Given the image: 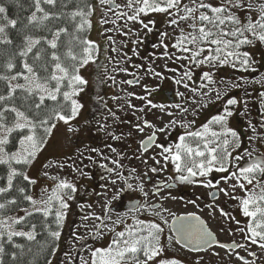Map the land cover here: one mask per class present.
I'll return each mask as SVG.
<instances>
[{"label": "snow or ice", "instance_id": "6c2138e0", "mask_svg": "<svg viewBox=\"0 0 264 264\" xmlns=\"http://www.w3.org/2000/svg\"><path fill=\"white\" fill-rule=\"evenodd\" d=\"M98 2L105 13L112 12L113 8L127 9L128 11H120L114 15L118 18H126L127 21H139L149 31H151L149 25L155 22L150 20L145 24L141 20V16L148 13L167 15L168 24L177 28L181 22L190 21L188 28L191 31L185 32L184 29H180V35L172 47L187 54L177 59L188 60L196 66L231 65L236 68L239 65L240 69L247 71L255 60L250 51H241L242 47L254 48L258 44L264 45V0H222L219 4H214L211 0H190L188 4H183L182 0H126L124 5L115 4V0H98ZM32 3L34 10L26 18L27 23L21 29L22 41L14 48L8 47L12 46L14 41L9 37L7 30L9 27L15 29L18 21L10 19L8 9L0 4V20L4 21L0 23V45L4 46L0 47V82L4 86V90L0 91V166L6 169V177H0L5 181L4 186H0V197L7 196L14 190L31 207V210L21 209L23 215H8L6 214L8 211L18 206L17 197L11 196L0 202V264H19L20 258L26 254L33 255L30 264H34L35 257L49 243L55 245L61 236L58 229L63 224L65 210L69 207L68 201L74 199L76 185L66 178L49 177L48 172L44 171L43 175L55 183L51 189H43L40 197L35 198L28 194L26 187L17 186L15 182L20 178L31 185L37 183L30 176L28 168L46 150L60 123L68 126L69 133L80 130L72 126V122L81 115L85 107L80 97L88 80L82 75L81 70L94 60L95 54L99 51L97 43L87 35L92 27L91 17L95 11V6L90 0H32ZM70 5L74 7L70 8ZM57 8L59 10H55ZM107 22V20L101 21V23ZM31 28L44 29L47 34L32 35ZM167 35V32L161 33V36ZM108 40H111V37H108ZM164 47L168 46L165 44ZM206 50L207 55H203ZM164 55L169 54L165 52ZM150 70L154 76H161V73L154 69ZM191 79V71L185 70L175 83L177 85L183 83L184 87L188 88L185 81ZM202 79L214 82L210 71L203 72ZM137 82L128 80L122 83ZM261 82H264V77L257 81V83ZM237 86L233 85V87ZM191 91L196 92L197 89L192 88ZM148 95L150 96L151 92ZM176 95L183 97L184 93L177 91ZM261 95L264 96V93ZM216 98H221L219 90ZM137 99L146 100L150 109H158L168 116L174 115L167 111L168 108L179 109L182 113L188 112V109L179 103L156 104L146 96ZM239 103L241 101L236 98L227 99L223 111L213 115L198 130L186 131L178 137V142L175 144L165 146L160 143L155 144V147L161 149L159 156L164 161V166L166 167L169 162L173 165L177 174L175 179L180 182L200 183L208 188H215L222 181L228 184L229 181L234 180L231 189L235 190L239 187L246 192V195L242 198H233L238 199L243 216L248 218L245 227L238 228L237 231L242 234L246 242L258 245L264 250V153L253 155V152L245 149L244 155L248 157L245 166L238 167L235 171H230L229 167L232 159L237 161L244 159V155L233 157V152L230 151V148L241 147L239 133L230 126V118L234 113L229 107ZM129 106L132 107L131 104ZM244 106L247 108L246 101ZM139 111L143 113L145 108H140ZM112 115L115 116L114 113ZM137 119L141 118L137 117ZM177 122L169 120L163 127H157L148 119H143L142 123L134 125L139 132H144L145 128L154 129L146 141H141L143 151L147 152L155 143L157 133L166 134L167 129ZM88 123L90 122L85 121V124ZM160 123H164L162 117ZM193 123L195 121H189L187 124L182 123L181 126L189 128ZM261 127L264 128V124ZM102 128L106 129L107 125ZM131 134L128 133L129 136ZM109 135L113 140L123 139V134L118 136L109 133ZM108 147L112 152H116L111 145ZM87 151L103 155L95 148ZM80 155L83 156V153ZM88 159L91 161L92 157L89 156ZM152 159L157 165L161 163V160L156 159L155 156ZM112 163L118 165L119 161L113 160ZM51 166L49 163L44 165V168ZM58 167L63 168L64 164L61 163ZM72 167L81 176L88 175L74 164ZM101 167L108 173L115 174L117 179L123 180L127 188H132V184L127 182L128 177L121 172L106 164H102ZM131 171L135 172L136 169ZM150 171L156 173L161 169L152 167ZM214 171L225 174L215 183L208 179ZM196 177L202 179L196 181L194 179ZM112 183L115 184L116 180H112ZM165 187L171 188L172 185L168 184ZM138 189L148 197L149 193L144 191L143 183L138 185ZM219 191L230 195L226 188H219ZM159 192L160 188L155 187V193ZM140 207L151 212L154 217H158L160 222L155 220L146 222L133 216V223L127 224L117 217L113 224L123 225V230L108 228V231L113 233V238L107 247L92 251L91 264H183L179 258H165L162 255L166 252L163 238L164 226L169 224L164 216L167 209L159 204L147 203ZM209 207L213 208V205ZM219 211L227 219H236L222 208ZM34 213L42 214L44 218L54 214L57 226L53 229L51 224L43 223L42 227L47 230L51 240L40 244L35 253L31 246L15 241L17 237L24 238L28 242L37 241V224L28 222V218ZM168 215L173 217L168 231L175 232V244H183L185 248L197 253L212 250L215 246L227 250L226 254L235 255L244 264H255L254 261H248L240 255L239 250L245 249L246 244L237 241L221 242L207 223L195 213L175 216L169 212ZM108 219L111 217L109 216ZM236 223L239 224V221ZM98 227L107 228V225L101 220ZM97 235L103 233L98 232ZM166 239L167 247H172L173 236L169 234ZM9 245L13 249L10 252L7 250ZM51 250L54 253L55 247ZM214 254L219 255L218 252ZM249 255L255 257L256 252H250ZM6 256L10 257L9 262H6ZM48 264H51V261ZM196 264L201 262L198 260Z\"/></svg>", "mask_w": 264, "mask_h": 264}, {"label": "rangeland", "instance_id": "374dc122", "mask_svg": "<svg viewBox=\"0 0 264 264\" xmlns=\"http://www.w3.org/2000/svg\"><path fill=\"white\" fill-rule=\"evenodd\" d=\"M116 2L119 5H124L126 0H116ZM211 2L219 4L222 0H211ZM91 3L95 6V11L94 15L91 17L92 27L88 37L97 43L99 49L102 48L105 51L102 57L99 55L98 51L95 54L94 60L81 70L82 75L88 80V84L85 86V90L80 97L81 103H83L85 107L82 109L81 115L73 122L79 120H82L81 122L88 121L86 115L90 114V121H93L92 124L96 127L94 130H100L102 134L99 135L98 142L95 136L89 135L88 130L90 129L87 128V124H82L81 127H83V129L79 128L80 130L78 132L69 133L67 132L68 126L60 123L58 130L55 131L54 136L50 139V143L46 150L43 151L37 161L28 168L30 176L37 181L35 185H31V195L35 198H39L43 189H51L53 187L55 181L45 177L43 175L44 171L48 172L49 177L59 176L72 182L78 180L81 175L74 171L72 165H70L73 163L71 161L74 159V155H76L77 158H83L82 160L86 163L98 162V164L102 165L111 164V160L117 159L119 153L122 155L121 162L126 163L129 167H127L126 172L130 175V179H132L135 184L142 181L145 192H148L150 195L153 192L150 184L145 182L146 175L151 176L152 179L166 175L165 180H167L169 174L162 169L161 163L157 165L152 159L153 156H155L156 159H160L159 153L161 150L159 148L154 147L148 153H140L139 141L144 138L147 130L145 128L144 132H139L135 129L134 125L142 123L143 119H148L157 127H163L169 120H176L180 128H185L182 127L181 124H187L189 121H193L198 114L204 111L205 104H211V106L206 107L207 110L205 114L213 116L223 111L227 99L229 98H236L241 101L238 105L229 106L234 113L230 118V126L235 128L241 139V147L239 149L230 148V151L233 152V157L237 156L238 153L244 155L245 149L253 152V155L264 153V128L261 127V125L264 124V108L262 106L264 102L255 90L258 85V80L254 79L252 82L254 84L243 85L241 83L242 80L233 78L232 76L231 78H233L234 81H229L230 77L228 72L230 68L228 65H219L217 67H211L208 64L201 67L194 65L195 69L198 68L203 72L210 71L211 73L217 72L222 74L224 76L223 81H215L209 84V89L212 91L209 96L205 97V100L194 92L182 89L181 92L186 93L188 98L185 101L180 98L178 103L181 104L182 107L188 109L187 113H182L179 109L168 108V112L174 113V115L168 116L161 113L158 109H150L149 106H147L146 100L137 99V97L148 96L149 98L148 93L151 92V97L153 93L157 92L161 81H163V83H169L171 78L178 77L172 70H175L178 64H185L184 59H177V57L184 56V54L181 55L178 49L172 47V44H174L179 37L180 29H187L189 31H191V29L183 25H179V28L171 26L168 24V21L162 25L161 21L164 19L163 14L157 16L156 19H151V21L155 23L149 25L151 28V31H149L144 28L139 21L132 22L127 21L126 18H110V13L106 14V16H101L103 7L99 5L98 0H92ZM121 10L128 11L125 8H121ZM148 14L153 16L152 13ZM144 17H146V15H142L141 20L144 21ZM148 17L150 16L148 15L147 18ZM167 19H169V17ZM102 20H107L108 25L101 23ZM113 20L115 21L114 24L112 23ZM148 22L149 20L144 23L147 24ZM162 32H167L168 35L161 36ZM157 36L159 37L157 38ZM108 37H111V40H108ZM162 44H166L169 48L164 49ZM166 50L169 56L164 57V54L161 52ZM247 51L252 53L255 64L257 63L256 66L264 64V45L258 44L254 48L248 46ZM203 55H207V50ZM150 69H154L156 72L161 73V76H154ZM226 75L228 80H226ZM164 76H167V78ZM135 78L139 79L135 84L122 83L123 81ZM233 85L238 86L233 87ZM145 86L147 87L145 88ZM251 86H255L254 90H251ZM153 89L155 90L153 91ZM217 90H219L220 96H222V101L220 103V99L216 98ZM224 92L228 95L223 96L222 94H224ZM130 93L132 95H129ZM245 101L247 102V108L244 106ZM217 102L221 105L218 106L220 108L222 107V110L216 107ZM130 104L132 107L129 106ZM140 108H145V112H140ZM112 113H114L115 116H113ZM102 114L106 117L101 118L100 116H102ZM124 117L125 120L128 121L126 126L119 125V122H115L116 119L123 121ZM137 117L141 119L138 120ZM161 117L163 118V124L160 123ZM104 125H107L106 129L102 128ZM174 127H176V125H174ZM168 129L167 132H169ZM216 130H218V128ZM123 131L128 133L131 132L132 134L129 136L128 133L127 135L121 133ZM109 133H115V135L118 136L123 134V139L113 140ZM165 136L166 134L161 133L159 141L162 142ZM127 143L129 144L125 145ZM78 145L81 147L77 148ZM109 145L116 149L115 153L111 151L108 147ZM91 148L98 149L103 155L87 151V149ZM81 153H83V156L80 155ZM64 154H67V156H63ZM89 156L92 157L91 161L88 159ZM247 160L248 157L244 155V159L242 160L237 161L232 159L231 161L243 162L242 166H245ZM49 163H51L52 166L45 169L44 165ZM61 163L64 164L63 168L58 167ZM111 166L114 168L113 165ZM152 167L160 168L161 171L153 173L150 171ZM132 169H136V171L132 172ZM112 174L113 173H108L107 177L112 179ZM234 183L235 181L231 180L228 184L221 182L220 185L216 186L217 188H226L230 195H225L221 192L220 197L214 204L208 203V193L211 188L203 185L191 186V193L189 195H187V193L184 195L181 194L180 190H162L158 194H154V199L159 200L162 199L161 197H164L162 199L163 208L167 209L164 216L168 221L172 218V216L168 215L169 212L175 216L188 212L197 213L206 221L208 227L218 238L221 240H229L232 238L237 241L243 240L246 244L244 254L247 255L248 252L253 251L256 252L259 258L262 256L263 251L259 247L251 245L250 242H246L242 234L237 231L240 227L235 224L233 220L227 219L220 214L219 209L221 208L228 213L233 210V207L236 206V199L233 197L239 196V198H242L246 195V192L239 187L232 190L230 186ZM185 185L186 184L183 186ZM225 196H227L228 199H225ZM172 197H175V199ZM190 201H195V203H190ZM68 203L69 207L65 211L66 217L69 218L70 214H72L73 201ZM209 205H213V208H210ZM28 209L31 210V207H28ZM13 215H23V211H19ZM244 219H246V217H244ZM245 225L246 221L244 223V226ZM164 227L165 232L168 233L169 224ZM221 229H223V231H221ZM229 229H231V231H229ZM180 255L186 259L189 257H185L182 253H180ZM188 260H193L194 264H196L198 260L201 264H239L232 254L225 255L222 251L219 252V255L215 256L211 255L209 252H204L194 257L190 256Z\"/></svg>", "mask_w": 264, "mask_h": 264}, {"label": "flooded vegetation", "instance_id": "af4514ba", "mask_svg": "<svg viewBox=\"0 0 264 264\" xmlns=\"http://www.w3.org/2000/svg\"><path fill=\"white\" fill-rule=\"evenodd\" d=\"M183 4H188L190 3V0H182ZM115 4H118L115 0ZM102 15L101 16H106V14L110 13L111 16L110 18L117 19V15H114V13H118L121 10V8H113L112 12H107L105 13L104 10L102 9ZM153 16L150 14H147L145 20L143 22H147V20H151L152 18H157V16L163 15L162 13H152ZM94 15V14H93ZM150 16L147 18V16ZM168 16L164 14V19L161 21V24L163 25L168 21ZM114 21V20H113ZM113 23V22H112ZM189 22H181L180 25L183 26H188ZM104 25L107 23H103ZM114 24V23H113ZM107 30V29H105ZM185 32H188L189 30L184 29ZM157 32V30H156ZM91 34V32H90ZM157 34V33H156ZM159 36H157L158 38ZM145 40V38H144ZM173 45V44H172ZM162 47L164 49H168L169 47L165 48L164 45L162 44ZM105 50L100 48L99 49V55L102 57V54ZM180 51V50H179ZM168 51H164L161 53H165ZM181 55L184 54L187 55L186 53L181 52ZM169 54V53H168ZM169 56V55H168ZM164 57H166L164 55ZM177 68L174 70V73L178 76L177 78H171L169 83H163V81L160 82L159 84V89L157 92L153 93L152 96L148 98L151 99L153 103L156 104H177L179 99L182 98L183 101H185L188 96L186 93H184L183 97L177 96L176 92L181 90H188L189 92H192V88H196L197 91L194 92L196 95H199L200 98H203L205 100V97L209 96L211 93V89H209V84L210 82H206L202 77L197 75V71L199 74L203 75V71L194 68V64L189 63L188 60H185V64H178L176 65ZM203 66V65H202ZM201 67V66H197ZM185 70H190L192 73V79L191 80H186L185 83L188 84V88H185L183 83L180 85H177L175 83L176 79L180 78ZM205 72V71H204ZM167 78V76H164ZM130 80H136L139 81L138 78L135 79H130ZM135 84V83H133ZM203 85V87H202ZM147 86H145L146 88ZM223 96H226V94H222ZM222 97V96H221ZM222 101V98H220L219 103ZM220 104H216V107L218 108ZM211 106L209 103L208 105L205 104V109L202 111L200 114L196 116V118L193 120L195 123L191 124L189 128H180L178 123H176V127H171L168 129L169 132L166 133V136L162 142L159 141V137L161 133H157L156 138H155V143L154 145L148 149L147 152L143 151L141 148V141L152 134L154 129L152 128H146L147 133L145 134L144 138L139 141V151L140 153H148L151 151L154 147L155 144H160L163 143L165 146L169 144H175L178 142V137L182 134H184L186 131H196V129H199L202 124L206 123L209 119H211L210 114H205L206 112V107ZM211 108V107H210ZM209 108V109H210ZM222 108V107H221ZM219 107V109H221ZM222 110V109H221ZM111 112V111H109ZM88 121L90 123L87 124V128H89V135L90 136H95L96 139H98L99 142V135L102 134V132L94 130L96 127L93 125V121L91 120L90 114L86 115ZM101 118L106 117L104 114L100 116ZM99 118V116H98ZM197 119V120H196ZM82 120H79L77 122H72V126L76 128H82V124L86 125L85 122H81ZM150 121V120H149ZM115 122H119V125H125L128 124V121L125 120V117L123 118V121H119L118 119L115 120ZM151 122V121H150ZM122 131V130H121ZM95 133V134H94ZM123 134H126L128 132H121ZM174 133V134H173ZM115 134V133H114ZM129 137V136H128ZM94 138V137H93ZM102 138V137H100ZM129 143L125 144L128 145ZM81 147L80 145L77 146V148ZM161 150V149H160ZM70 154V153H69ZM67 156V154H64L63 156ZM72 155V154H71ZM238 155H241L238 153ZM70 156V155H69ZM74 159L71 161L73 162L70 165H75L78 168L83 169L88 173L87 176H80L78 180H74L73 183L76 185L77 191L73 193L74 199L70 200L73 201V206L70 214V217H66V211H65V216L63 220L62 226H60L59 231L61 232V236L59 240L57 241V245L55 248V252L52 254L51 258L49 261H51V264H91V253L94 251L96 248H101V247H107V245L111 242V239L113 238V233L108 231V228L115 227L117 231L123 230V225H114L113 221L117 219V217H120L123 219L127 224H132V217L136 216L138 219H143L146 222L148 221H153L155 220L158 222V217H154L151 212L145 210L144 208L140 207L144 205L145 203L147 204H159L163 206V198L162 199H154V193H155V187L160 188V192L162 190H180L181 194H186L189 195L191 193V186L194 185H202L200 183H187V182H180L175 179L176 173L174 171L173 165L169 162L167 166H164V161L161 159V166L162 169L165 170L169 175L167 177V180H165L166 175H163L162 177H157L155 179H152L151 176L146 175L145 182L149 183L150 186L152 187V194L148 195V197H145L142 192L139 191L138 185L142 183L140 181L139 183L135 184L133 183V180L130 179V175L126 172L128 165L124 162H121L122 160V155L119 153L117 156V159L119 161L118 165H114L112 162L111 164H106L108 167L113 168L111 165L114 166L116 171L121 172L124 176L128 177V183L132 184V188L129 189L126 187L125 183L123 180H119L116 178L115 174H112L113 177L112 179L107 177L108 172L105 168L101 167L100 164L90 162L86 163L82 159L83 158H77L76 155L73 156ZM158 159V158H157ZM112 159L111 161H113ZM122 165L123 167H120ZM243 165V162H233L231 161L230 164V171H235L238 169V167H241ZM86 166V167H85ZM129 168V167H128ZM222 175H225L224 173H217L213 172L209 175L208 179H211L213 183H215L216 180L220 179ZM196 181L201 180L202 178L196 177L194 178ZM112 180H116V183L113 184ZM223 182V181H222ZM172 185L171 188L165 187V185ZM186 184L185 186H183ZM144 185V184H143ZM204 186V185H203ZM148 187V186H147ZM186 187V188H184ZM206 187V186H205ZM216 189L217 191V196L215 199L211 200L210 199V193L212 190ZM145 191V190H144ZM158 194V193H155ZM221 192L219 191V188H211V190L208 193V203L209 204H214L215 201L220 197ZM115 196V198H113ZM157 196V195H156ZM160 197V196H159ZM239 197V196H238ZM225 199H228L227 196H225ZM68 201V202H70ZM108 209H111V211H108ZM138 209V210H135ZM178 215V214H177ZM231 216H234L236 219L233 220L235 224L236 221H239V224H237L240 228H244V223L248 222V218L244 219V216L239 208V201L236 199V206L233 207V210L230 212ZM111 217V219H108V217ZM99 217L100 219H97ZM173 217L169 221V226L172 221ZM101 220H103V223L107 225V228H100L98 225L101 224ZM68 222V224H67ZM98 232H102L103 235H97ZM215 234V233H214ZM167 235H169V232H165L163 242L166 246V252L162 253L165 258L168 257H175L179 258L182 260L183 264H194L193 260H188V258L194 257L195 255H200L204 252H209L211 255H214V253L219 252H224L225 255L227 250L220 249L218 247H213L212 250L208 251H201V252H193L187 248H185L181 244H175V237L172 232H170V235L173 236V246L172 247H167L168 241L166 239ZM216 235V234H215ZM217 239H219L223 243H231L233 241H237L235 239H229V240H221L218 238L216 235ZM240 243H244L242 241H237ZM245 244V243H244ZM258 247V245H254ZM262 256L259 258L257 255L255 257H252L249 255L250 251L248 252L247 255L244 254V249H240V255L244 256L246 260L248 261H254L255 264H264V250H262ZM218 252V253H219ZM180 253H182L186 258L181 257ZM233 257L237 260L239 264H244L243 261L239 260L235 255ZM206 264H212V263H206ZM214 264H219V263H214Z\"/></svg>", "mask_w": 264, "mask_h": 264}, {"label": "trees", "instance_id": "16d2710c", "mask_svg": "<svg viewBox=\"0 0 264 264\" xmlns=\"http://www.w3.org/2000/svg\"><path fill=\"white\" fill-rule=\"evenodd\" d=\"M92 0H90L91 2ZM0 4H3L7 9H8V16L10 19H17L18 24L15 29L9 27L8 28V34L9 37L13 39L14 44L12 46L8 47H15L16 45H19L22 41L23 33L21 32V29L23 28V25L27 23V17L31 15V12L34 10V6L32 3V0H0ZM47 7V6H46ZM74 7V5L69 6ZM59 10V8L55 9ZM247 14V13H245ZM0 23H4L3 20H0ZM90 31V30H89ZM89 31L87 35L89 34ZM30 34L35 35V36H42L46 35L47 32L44 29H35L31 28L30 29ZM0 47H4L0 45ZM248 46H243L241 51L247 50ZM257 64V63H256ZM254 63L251 68H249L247 71L240 69L239 65H237L236 68L231 67V65H228L230 68V71L228 72L229 77L231 82L234 81L233 78H237L239 80H242L243 85H248V84H254L252 83L253 80H258L260 81L262 77H264V64H261L259 66H256ZM197 75L200 77H203L202 74H199V72H196ZM227 74V75H228ZM213 81H223V75L219 74L217 72H212L211 73ZM226 75V80H228V77ZM231 76L233 78H231ZM236 81V80H235ZM212 82V81H209ZM255 86H251V90H254ZM4 90L3 83L0 82V91ZM256 92L260 95L262 98V101L264 102V96L261 94L264 93V82L258 83V85L255 88ZM226 94V92H224ZM228 95V94H226ZM50 103V102H49ZM263 108H264V103H263ZM0 177H6V169L4 166H0ZM4 179H0V186H4ZM17 186H24L27 188L28 194H31V184H28L25 181H22V179L18 178L17 181L15 182ZM11 196H16L19 203L18 206H15L12 210L8 211L6 214L8 215H13L16 214L17 212L21 211L23 208H28L30 207L29 203L27 201H24L22 197L15 192L14 190L7 196L0 197V202H2L3 199H8L11 198ZM55 211V210H54ZM29 223H36L37 224V241L36 242H28L24 238H15L16 243H23L26 246H31L33 248V252L35 253L37 248L39 247L40 244H43L45 241H50L51 238L48 237L47 235V230L43 229L42 225L43 223L47 222L52 225L53 229H56V224H55V216L54 214L44 218L42 214L39 213H34L32 217L28 218ZM60 228V227H59ZM59 230V229H58ZM57 241L55 242V245L49 243L45 249L35 257V262L34 264H47L53 254L52 252V247L56 248ZM7 250L10 252L13 249L11 246H7ZM6 262L10 261V257L6 256L5 257ZM33 261V255L32 254H26L22 258H20L19 264H30V262Z\"/></svg>", "mask_w": 264, "mask_h": 264}, {"label": "water", "instance_id": "95a60500", "mask_svg": "<svg viewBox=\"0 0 264 264\" xmlns=\"http://www.w3.org/2000/svg\"><path fill=\"white\" fill-rule=\"evenodd\" d=\"M147 140V137L146 138H144L142 141H146ZM151 147V146H150ZM149 147V148H150ZM142 148V147H141ZM148 148V149H149ZM216 196H217V191L216 190H213L211 193H210V199L211 200H213V199H215L216 198ZM190 213H192V212H190ZM188 213H186V214H180V215H177V216H184V215H187ZM197 216H199L202 220H204L199 214H197V213H195ZM205 221V220H204ZM206 222V221H205ZM171 223H172V221H171ZM171 223H170V225H171ZM213 232V231H212ZM173 233V235H174V237H175V239H176V234H175V232L173 231L172 232ZM214 233V232H213ZM181 245H183V244H181ZM188 249V248H187Z\"/></svg>", "mask_w": 264, "mask_h": 264}]
</instances>
